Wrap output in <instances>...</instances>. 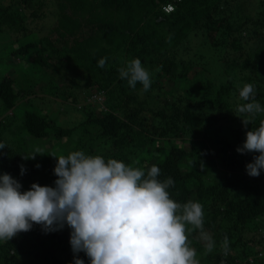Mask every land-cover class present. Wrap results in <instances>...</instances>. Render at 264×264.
<instances>
[{
	"label": "trees",
	"instance_id": "1",
	"mask_svg": "<svg viewBox=\"0 0 264 264\" xmlns=\"http://www.w3.org/2000/svg\"><path fill=\"white\" fill-rule=\"evenodd\" d=\"M50 1L54 25L30 39L29 18L45 15L49 0H0V174L23 188L54 186L53 154L83 150L147 171L140 158L155 149L157 179L174 180L170 197L203 205V229L185 222L195 256L208 249L204 231L213 241L207 264H264V170L248 175L259 153L236 150L264 119L237 111L246 83L264 105V0ZM137 57L150 72L147 91L119 75ZM164 79L182 91H163ZM36 147L44 154L25 159ZM70 232L33 223L0 241V264H74L75 255L89 264L73 253Z\"/></svg>",
	"mask_w": 264,
	"mask_h": 264
},
{
	"label": "clouds",
	"instance_id": "2",
	"mask_svg": "<svg viewBox=\"0 0 264 264\" xmlns=\"http://www.w3.org/2000/svg\"><path fill=\"white\" fill-rule=\"evenodd\" d=\"M172 10V4L165 6V11ZM106 60L99 59L98 66L103 68ZM118 71L132 88L137 82L145 91L151 86L150 72L138 57ZM255 96V86L244 84L239 97L246 102L239 104L237 111L250 116L264 113V105ZM242 118L247 127L251 120ZM5 147L0 141V150ZM236 150L259 153L246 164L248 175L258 177L264 170V119L246 132V139ZM37 154H44V149L36 147L25 159H35ZM52 156L57 158L54 186L34 182L22 190L20 180L7 172L0 174V241L29 231L33 223L40 224L45 232L68 226L73 253L84 252L89 264H198L195 250L187 243L185 222L203 229V205L191 200L180 204L172 199L167 189L174 180L157 179L161 172L158 165L145 171L83 150ZM20 168L23 175L27 169L24 165ZM261 231L260 239H264V227ZM201 236L211 248L210 235L201 231ZM227 243L225 237V247ZM74 264H85V260L75 255Z\"/></svg>",
	"mask_w": 264,
	"mask_h": 264
},
{
	"label": "rangeland",
	"instance_id": "3",
	"mask_svg": "<svg viewBox=\"0 0 264 264\" xmlns=\"http://www.w3.org/2000/svg\"><path fill=\"white\" fill-rule=\"evenodd\" d=\"M9 1H12V0H9ZM43 10L45 12V15L40 14L36 18H34L33 16H31L29 18V25H30L31 29H33L32 34L29 35V38L30 39H36V38L42 36L43 34L47 33V31L54 25V21L56 19L55 15H54V12H53L55 10V3H54V1H50L49 0V2L47 3V6H45ZM8 39L9 38L3 39L2 40V43L3 42H7ZM197 50H201L202 51L203 48L202 47H198ZM18 61H20V60H18ZM7 62L8 61L6 59L5 63H7ZM10 62L11 61L9 60L8 63H10ZM14 64L15 63H12V62L10 63V65H12V67L10 68V72L11 73L15 71L14 70V67H13ZM162 84H163L162 90L163 91H167V92H170L172 89H174L176 91H182V89H183V88L182 89L180 88L179 84H175L174 81H173V79H167V80L164 79L162 81ZM151 91H152L153 94H155V92H157V89L156 88H153V89H151ZM196 94L198 96V93H196ZM51 105H52V103H51ZM54 105H57V104H54ZM60 116H62L61 118H64V119H67L68 118V115L67 114L66 115H60ZM45 144H46V142H45ZM46 147H48V143L46 144ZM153 152L156 154L154 158H150L149 154L151 155L152 153L146 151V153L144 155H142L140 159L143 162H145L146 165L149 164L150 162L151 163L149 165H153V164L157 163L156 162L157 161V155L159 153L156 152L155 149L153 150ZM25 182H23V183H25L23 190L29 189L30 186H31V184H32V183H29L27 181H25ZM36 182L39 183V184H41V185H45L40 180H36ZM256 237H260V235H256ZM261 241H263V240H261ZM212 248H208V249H206L205 252H203V253L195 256V259L198 261V264H207V262H206V255H208L210 253V251H211Z\"/></svg>",
	"mask_w": 264,
	"mask_h": 264
}]
</instances>
